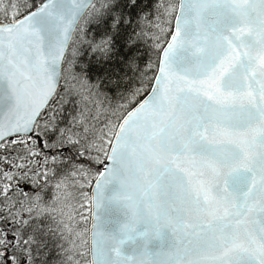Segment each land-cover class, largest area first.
<instances>
[{
  "label": "snow or ice",
  "instance_id": "1",
  "mask_svg": "<svg viewBox=\"0 0 264 264\" xmlns=\"http://www.w3.org/2000/svg\"><path fill=\"white\" fill-rule=\"evenodd\" d=\"M120 2L0 0V149L17 143L6 137L33 139L86 14L107 24L92 52L107 63L120 50L121 25L132 23L116 11ZM138 2L125 0L129 8ZM164 11L175 13V26L165 47L156 44L157 62L140 68L133 37L142 32L124 40L123 59L150 90L112 138L102 135L95 145L65 140L63 129L50 126L59 138L45 147L76 149L55 187L73 177L81 187L94 184L83 193L92 218L83 241L91 264H264V0H179L178 11ZM96 163L103 171L92 172ZM9 187L0 191L5 200ZM44 195L41 188L28 198L39 206ZM38 229L20 214L13 239L22 240L27 255L0 252L6 264H33Z\"/></svg>",
  "mask_w": 264,
  "mask_h": 264
},
{
  "label": "trees",
  "instance_id": "2",
  "mask_svg": "<svg viewBox=\"0 0 264 264\" xmlns=\"http://www.w3.org/2000/svg\"><path fill=\"white\" fill-rule=\"evenodd\" d=\"M34 2L39 4L40 0ZM94 3L99 7L100 0ZM164 5L177 7L178 0H139L135 8L127 7L125 0H121L116 11L130 19L132 23L127 26L121 25V39L116 46L120 50L114 51L107 63L102 59V54L98 52L94 54L90 47L93 42L99 43L107 31V24L98 22L99 18L88 14L80 21L63 63L65 71L62 73L57 96L42 113L39 127L34 129L35 137L39 135V139L33 141L35 153L28 151L31 145L20 143L21 140L26 141L22 136L9 138H16L17 143L7 144L5 149H0V191L3 184H9L11 197L10 200H5L0 195V252L7 250L8 256L15 255L21 259L27 255L21 247L22 240L13 239L19 228L20 214H23L25 218L32 217L39 225L36 232L37 243L30 246L33 264H88V249L83 242L84 239L82 246L75 240L74 243H69L64 224L67 222L70 225L72 222V227L76 226L71 211L72 208H82L81 203L84 200L87 208L84 217L85 228L88 227V199L80 189L84 188L85 192L89 193L91 185L85 184L81 187V184L76 182L79 177L69 178V182L75 181L74 196L69 200L66 196L67 189H63L62 186L59 189L55 187L59 177L71 169V165L63 161L75 158L76 149L68 146L45 147V144H55L59 138V133L52 132L50 126L55 124L57 129H63L65 140L70 135L73 139L82 138L87 143L95 145L102 143V135L112 138L119 121L147 94L145 90L150 83L147 80L142 82L141 73L134 67L130 68L123 59L127 52V48L123 46L124 40L129 33L142 32L143 35L138 39L133 37L137 40L139 66L143 70L146 63L157 62L160 53L156 44L164 47L168 41L175 15L165 13ZM103 11L106 10L102 9ZM141 17L143 19H140ZM73 49L77 53L75 56ZM85 65L88 66L87 71L84 69ZM101 68L105 71H100ZM153 74L154 70L149 76ZM46 123L49 125L48 128L45 127ZM36 140H40V143L38 144ZM104 147L107 148L108 145L105 143ZM40 148H49L53 152L50 156L46 155L47 159L37 166L35 158L39 156ZM96 155L97 153L93 151V156ZM53 156L56 157L55 161L52 159ZM99 158H104L102 153L99 154ZM100 166L98 163L93 164L92 172L100 169ZM49 169L52 171L48 172L49 178L45 182L43 173ZM5 171L12 175L11 180L4 176ZM53 171L57 174L55 177ZM21 172H28V175H21ZM32 172L37 174L33 175ZM41 188L45 194L44 202L36 206L35 201H30L28 197ZM49 197H52V201ZM62 198L65 205L57 202ZM30 206L31 213L28 211ZM54 207L59 210L55 211ZM9 210L12 214H9ZM23 235L26 237L27 232ZM74 245L79 247L80 252L77 253V247ZM3 261V256H0V264H3Z\"/></svg>",
  "mask_w": 264,
  "mask_h": 264
},
{
  "label": "rangeland",
  "instance_id": "3",
  "mask_svg": "<svg viewBox=\"0 0 264 264\" xmlns=\"http://www.w3.org/2000/svg\"><path fill=\"white\" fill-rule=\"evenodd\" d=\"M22 137H24L26 139V141H25L26 142L25 143L26 145H28V144L31 145V147H30V149L28 151L29 152H32V153H35V150L33 149V144H34L33 141L36 139L35 133H33V139L30 140V141L27 139V136H22ZM36 141L38 142V144L40 143V140H36ZM52 152L53 151H51L49 148H40L38 150L39 156L35 158L36 165L37 166H40L42 164V161L44 159H47L46 158V155L50 156V154H52ZM49 159H50V157L48 158V161H49ZM61 186H62L63 189H67V193H66V196H68L67 199L68 200L71 199L74 196L73 188H75V181L73 180V181H70V182L69 181L68 182H65V184H63ZM80 191L81 192H85V189L82 188V189H80ZM49 198L52 201V197H49ZM64 198L60 199L57 202L59 204L65 205ZM85 203L86 202L83 200L82 203H81L82 208L81 207L76 208V209L75 208H72L71 217L74 219V222L76 223V226H73L72 227V222H70V225L67 222L64 224V229L67 230V234L69 236V238H68L69 239V243H72V242L74 243V240H75V241H78L79 245H81V246H82V244H81L82 243V239H85V235L87 237V233H88V232L85 231V229H86L85 227L86 226H85L84 217H85V213L87 211V208L85 207ZM48 207H49V205H48ZM54 210L57 211L59 209H57V208L54 207ZM88 211H89V208H88ZM60 217H62V216H60ZM88 218H89V215H88ZM62 220H64V218ZM71 221H73V220H71ZM87 229H88V227H87ZM74 246H76V245H74ZM76 247H77V253L80 252L79 247L78 246H76ZM70 248L72 249V245H70ZM6 251L7 250H4V253H6ZM3 264H6L5 259L3 261Z\"/></svg>",
  "mask_w": 264,
  "mask_h": 264
},
{
  "label": "water",
  "instance_id": "4",
  "mask_svg": "<svg viewBox=\"0 0 264 264\" xmlns=\"http://www.w3.org/2000/svg\"><path fill=\"white\" fill-rule=\"evenodd\" d=\"M96 0H94V2H95ZM178 4H179V0H178ZM177 11H178V5H177ZM82 20V19H81ZM80 20V21H81ZM80 21H79V23H80ZM79 26V25H78ZM174 26H175V20L173 21V28H172V31H174ZM76 30H77V28L74 30V32H73V37H74V34H75V32H76ZM171 39V37H169V39H168V41ZM71 42L72 41H70V44H71ZM167 43V42H166ZM166 46V44L164 45V47ZM69 49V48H68ZM68 49H66V53H65V55L67 54V52H68ZM61 77H62V75L58 78V83H57V92H58V90H59V87H60V84H61ZM147 98V94L135 105V106H133L129 111H131V110H133L136 106H138V104L141 102V101H143L144 99H146ZM52 101V100H51ZM50 101V102H51ZM50 102H49V104H50ZM47 108V107H46ZM45 108V109H46ZM44 109V110H45ZM128 111V112H129ZM43 113V112H42ZM6 115V114H5ZM127 115V113L124 115V116H126ZM123 116V117H124ZM123 117H122V119L119 121V123H121L122 122V120H123ZM119 123H118V125H119ZM118 125H117V127H118ZM116 127V128H117ZM116 130V129H115ZM34 133V132H33ZM20 136H26V135H20ZM9 138H12V137H6V139H9ZM100 170L101 171H103V165H101L100 166ZM93 188H94V184H91V187H90V189H89V193H91V191L93 190ZM91 223H92V218H91V211L89 210V218H88V229H90L91 228ZM91 235V233L90 232H88L87 233V236H90ZM87 249H88V246H87ZM91 261H92V256H91V253L89 252V250H88V264H91Z\"/></svg>",
  "mask_w": 264,
  "mask_h": 264
}]
</instances>
